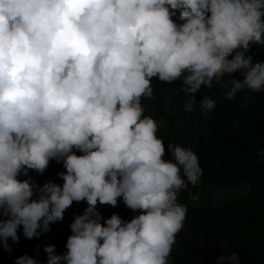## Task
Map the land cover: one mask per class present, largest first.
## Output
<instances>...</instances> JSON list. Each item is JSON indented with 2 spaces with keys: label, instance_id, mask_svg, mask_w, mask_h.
Returning <instances> with one entry per match:
<instances>
[{
  "label": "clouds",
  "instance_id": "9594fccd",
  "mask_svg": "<svg viewBox=\"0 0 264 264\" xmlns=\"http://www.w3.org/2000/svg\"><path fill=\"white\" fill-rule=\"evenodd\" d=\"M253 45L264 46V0H0V264H170L174 249L182 261L240 264L210 222L238 199L210 211L178 203L203 170L172 142L164 159L141 100L154 98L155 78L207 115L212 89L230 83L225 99L247 89L264 123ZM51 160L62 185L36 183L29 170ZM121 200L138 214L102 216ZM73 202L87 207L71 233L51 225Z\"/></svg>",
  "mask_w": 264,
  "mask_h": 264
},
{
  "label": "trees",
  "instance_id": "16d2710c",
  "mask_svg": "<svg viewBox=\"0 0 264 264\" xmlns=\"http://www.w3.org/2000/svg\"><path fill=\"white\" fill-rule=\"evenodd\" d=\"M250 53L264 62V46L253 45ZM231 78L242 79L239 72L225 77L226 81ZM154 80V98H142L141 103L144 114L157 121V135L164 139L166 149L164 159H173L168 151V144L172 142L190 148L203 170L197 185H189L179 192L178 203L186 205L189 212L201 208L210 211L209 201L237 198L238 211L218 215L210 222L216 230L228 234L240 264H264V155L260 154L264 149V123L260 102L247 89L237 92L233 100L225 99L224 92L231 87L228 83L225 89H212L216 94L210 97L216 106L205 115L198 106L186 111L187 97L182 92L164 89L161 81ZM62 171H65L62 163L51 160L43 174L29 170V175L40 185L48 181L62 185L57 175ZM194 195L198 199H193ZM85 207L86 202H73L63 220L51 225L71 233L69 225L73 217L82 214ZM100 211L104 218L116 213L124 220L138 214L122 200L116 207L100 206ZM175 250L169 257L170 264H196L189 256L182 261Z\"/></svg>",
  "mask_w": 264,
  "mask_h": 264
}]
</instances>
